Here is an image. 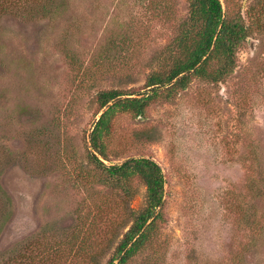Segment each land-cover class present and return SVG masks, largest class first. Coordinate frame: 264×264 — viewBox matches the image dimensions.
<instances>
[{"label": "rangeland", "instance_id": "1", "mask_svg": "<svg viewBox=\"0 0 264 264\" xmlns=\"http://www.w3.org/2000/svg\"><path fill=\"white\" fill-rule=\"evenodd\" d=\"M44 3L0 0V264H105L145 187L133 179L129 196L92 160L95 94L146 92L188 0ZM234 5L251 31L234 72L193 78L143 117L117 113L103 138L104 165L151 157L166 181L165 222L126 264H264V226L244 229L240 214L264 215L247 188L264 163V0Z\"/></svg>", "mask_w": 264, "mask_h": 264}, {"label": "trees", "instance_id": "2", "mask_svg": "<svg viewBox=\"0 0 264 264\" xmlns=\"http://www.w3.org/2000/svg\"><path fill=\"white\" fill-rule=\"evenodd\" d=\"M54 1L45 0L44 8L55 10V5L50 6ZM64 1L59 0V3ZM234 1L188 0V15L181 25L175 47L168 54L163 69L153 71L148 76L143 86L146 92L141 93L140 89L123 91L106 88L95 94V113H99V117L89 134L92 160L97 169L103 172L106 183L120 188L129 196L133 195L130 187L133 179L145 187L143 207L137 211L129 208L131 223L105 264H126L148 241L157 225L165 222L163 205L166 181L162 168L155 160L135 156L109 166L100 160L107 158L103 138L110 131L111 121L119 112H131L143 117L151 102L159 96L166 99L175 97L187 88L193 78L214 84L224 82L236 69L237 52L251 33ZM256 168L260 177L248 178L247 188L253 187L261 195L264 194V163H258ZM256 208H251L252 212L246 207L240 210L244 229H256L260 225L262 230L264 215L259 216L260 210ZM242 245L244 250L247 249V244Z\"/></svg>", "mask_w": 264, "mask_h": 264}]
</instances>
